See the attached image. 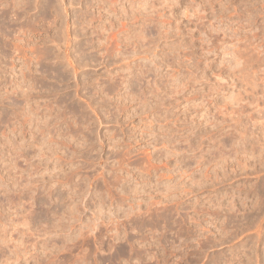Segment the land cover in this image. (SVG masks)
<instances>
[{"label": "rangeland", "instance_id": "obj_1", "mask_svg": "<svg viewBox=\"0 0 264 264\" xmlns=\"http://www.w3.org/2000/svg\"><path fill=\"white\" fill-rule=\"evenodd\" d=\"M0 264H264V0H0Z\"/></svg>", "mask_w": 264, "mask_h": 264}, {"label": "bare ground", "instance_id": "obj_2", "mask_svg": "<svg viewBox=\"0 0 264 264\" xmlns=\"http://www.w3.org/2000/svg\"><path fill=\"white\" fill-rule=\"evenodd\" d=\"M134 86V85H133ZM260 189V188H259ZM260 194V193H259Z\"/></svg>", "mask_w": 264, "mask_h": 264}]
</instances>
